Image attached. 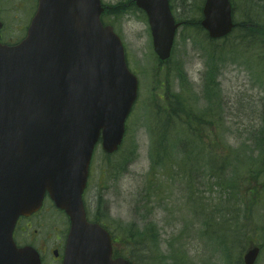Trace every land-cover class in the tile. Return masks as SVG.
<instances>
[{"label": "water", "instance_id": "water-1", "mask_svg": "<svg viewBox=\"0 0 264 264\" xmlns=\"http://www.w3.org/2000/svg\"><path fill=\"white\" fill-rule=\"evenodd\" d=\"M135 3L155 53L167 59L179 25L168 0ZM102 11L100 0H37L25 37L0 42V264H39L32 248L15 247L12 231L46 193L70 219L63 264H128L112 260L108 233L86 221L81 200L96 142L106 153L117 149L137 91ZM202 12L210 37L232 30L229 0H205ZM258 251L248 249L244 264Z\"/></svg>", "mask_w": 264, "mask_h": 264}, {"label": "rangeland", "instance_id": "rangeland-1", "mask_svg": "<svg viewBox=\"0 0 264 264\" xmlns=\"http://www.w3.org/2000/svg\"><path fill=\"white\" fill-rule=\"evenodd\" d=\"M101 1L106 5H114L124 0ZM236 1L234 17L236 21L244 22L245 18L242 19L243 14H246L247 3L243 0L242 7L241 0ZM200 2L201 0H170V5L176 19L191 20L199 17L196 5ZM34 4V0H0V17L2 22H5H3L4 38L7 42H16L24 35L34 11ZM262 19L260 15L259 26ZM104 20L111 24L120 36L125 47L128 66L135 70L140 82L138 98L126 120L124 144L110 157L116 165L119 164V169L117 168L114 173L116 181L111 183L107 180V189L101 192L104 200L109 203L110 219L123 226L132 223L140 229L145 225H154L157 246L156 242H151L149 248L138 251L137 256L133 253L131 256L136 264H147L145 256L153 255L147 253V250L156 252V255L159 251L160 256H165L161 264L173 260L178 264H223V246L221 247L219 242L222 237L230 242L229 235L232 233L230 224H219L217 218L220 213L216 212L214 223L212 222L209 227L202 224L204 216L202 217L200 210L192 209L193 206L189 205L184 197L183 185L175 176V167L172 171L157 167V171L162 170L157 179L153 176L156 170L150 171V148L153 139L150 117L153 112L152 105L161 103L158 96L163 93L161 90L163 85L159 89V82L162 83L169 77L171 89L176 92L178 85L174 69L175 66L181 65L192 86L190 94L194 95L196 103L193 107L198 109L206 106V102L201 99V88L205 81L208 59L195 43L199 37L204 41L203 34L196 27H180L176 33L171 63L164 64L158 69L159 65L155 62L150 30L144 13L132 10L118 18L106 16ZM237 33L236 31L227 39L217 42L215 61L219 68L217 82L220 86V94L226 102V124L217 129V133L221 142L232 150L242 149L240 145L244 141H247L244 144L250 145L249 129L254 131L258 128L259 132L262 128L264 132V41L259 38L263 35L256 34V39L251 40L253 41L251 45L246 47L242 45L246 41L243 42L242 39L239 41ZM242 48H248V51L242 52ZM256 62L258 66L255 65ZM255 68L260 69L261 73L258 74ZM260 136L262 140L258 145V154L256 151L252 153L251 150H247L244 156L253 154L264 159V136L262 134ZM128 152L133 155L124 163L123 156ZM103 155L98 145L94 151L92 164L93 185H96ZM260 164V167L264 165ZM260 177L259 181L263 182ZM232 185L228 186L230 199L224 202V206L227 207L224 213L231 216L233 223H237V227L235 225L232 227L239 232L237 234L241 235L244 241L242 243L238 240L231 249L235 261L239 257L242 259L251 241L258 245L264 242V193L258 196L261 204L258 202L254 205L252 203L254 197L243 201L240 198L242 190L232 189ZM149 186L151 188L147 192ZM258 189L259 192L264 190L259 187ZM91 190L90 188V192ZM200 190L204 192L203 197L207 200L205 205L213 206L218 199V193L213 192V196H210L204 187H200ZM119 234L122 237L120 232ZM119 243L118 248L122 249L123 240ZM255 264H264V248L262 252L260 251Z\"/></svg>", "mask_w": 264, "mask_h": 264}, {"label": "trees", "instance_id": "trees-1", "mask_svg": "<svg viewBox=\"0 0 264 264\" xmlns=\"http://www.w3.org/2000/svg\"><path fill=\"white\" fill-rule=\"evenodd\" d=\"M245 1L247 3L246 9L250 4L251 7L244 16L246 22L241 23L238 27L239 32L237 36L239 37V40L242 39L243 42L246 40H249L251 42V40L254 41L256 39V34H258V27L261 28L259 33L264 37V23H262L260 26L258 25V23H256L254 15L256 12L255 8L257 7L256 0ZM259 7L264 12V2L263 4H260L258 2V8ZM200 9L201 7L198 6L197 10ZM132 10H138L135 7L134 0H124L114 5H106L102 18L106 16L118 18L127 11ZM195 25L199 26L197 19H194L193 22L188 26ZM215 52V48L207 50L208 57L210 58V64L211 62H214L216 60ZM215 70L216 67L214 65H210L208 70L209 78H212V73L215 74ZM174 76L179 80L184 81L185 79V75L181 67L179 66L176 67ZM207 92L209 94L211 92V89H208ZM172 95L174 96V101L169 104V107L161 112L158 117L157 130L155 133L156 141L154 142V152L152 155V158H154V164H158L160 166L166 165L164 166V168L172 171L173 165L171 164L173 163V161L170 156L177 153V148L180 153L190 155V158L188 159H185V157L179 159L177 165L175 166V176L178 175L179 183L183 185L186 200L189 205L191 204L193 206L192 209L201 211L200 214L202 215V217L204 216V221L202 222L203 225L209 227L212 222L214 223L215 212L220 213L219 217L217 218V222L219 224H230L232 230V233L229 235L230 242H227L225 237H222L219 242L221 244V247L223 246L222 254L225 257L224 264H242L240 257L234 261L231 249L234 247V245H236L238 240H240L239 242L242 241V243L244 241L243 239H241V235L237 234L239 232L232 227L234 225L236 226L237 223H233L234 220L231 218V216L224 213L227 208L224 206V202L226 203L229 201L230 191L228 189V186L233 184L231 186L232 189L242 190L240 192V198L243 201L249 200L251 199V197H254L252 203H254V205L258 204L259 194L264 193V190L259 192L260 190L258 189V187L260 189L264 188V165L260 167V163L264 164V159L258 156H254L253 154L247 155L248 157L244 156V146H242L243 149L232 150L230 159L225 158L226 156L222 157L220 155L222 153L218 154L214 147L211 146L206 148L205 146H198L194 143L188 144L184 148L183 145L178 143L180 140V132L176 128L177 115L179 114L177 111V102L175 97L178 96V94ZM183 107L185 109H189L187 106ZM199 122L200 117L198 123ZM168 131H171L170 137H168L169 141L167 145H163L165 138H167ZM191 131L196 134L201 131V129L197 130V128H192ZM260 134L264 136V132H261V130L258 132V128L250 133L251 144L246 147L247 150H251L252 153L256 151L258 154V145L261 144L260 141L262 140ZM159 150L161 151L159 152ZM260 150L262 149L260 148ZM259 176H261L260 178L263 179V182L259 181ZM261 185L263 186V188H261ZM200 187H204L208 195L210 196H213V192L218 193V199L217 201H215V203H213V206L207 207V205H205L207 200L203 197L204 192L200 190ZM119 228L120 232H123L122 234L124 235H126L125 233H130V228L124 231L121 226ZM147 232L148 229H145L144 231L142 230L138 234V237H145ZM134 236L137 237V234ZM138 242L139 241H137L136 244H138ZM175 264L178 263L175 262Z\"/></svg>", "mask_w": 264, "mask_h": 264}, {"label": "flooded vegetation", "instance_id": "flooded-vegetation-1", "mask_svg": "<svg viewBox=\"0 0 264 264\" xmlns=\"http://www.w3.org/2000/svg\"><path fill=\"white\" fill-rule=\"evenodd\" d=\"M103 163L104 164L100 167V178L97 181V185H93L92 169L90 165L87 185L82 195L86 215L90 220L100 218L101 221V212H105L107 214L110 213L109 204L107 207H102L101 211L97 209L99 205V182L104 181L109 174L108 167L106 166L105 162ZM90 188L92 189L91 192ZM52 205L53 204L50 203L48 210L43 215L38 212L37 214L27 218H18L13 231V239L15 244L17 246L27 244L32 245L39 253L41 264H62L65 255L69 220L67 217L64 221L54 217L52 210L54 212L55 210ZM104 225L109 227L107 224ZM108 231L111 232L109 229ZM114 254L117 255V252L114 251Z\"/></svg>", "mask_w": 264, "mask_h": 264}, {"label": "bare ground", "instance_id": "bare-ground-1", "mask_svg": "<svg viewBox=\"0 0 264 264\" xmlns=\"http://www.w3.org/2000/svg\"><path fill=\"white\" fill-rule=\"evenodd\" d=\"M237 22V24L238 25H240L241 24V22H239V21H236ZM261 30V28L260 27H258V35L260 34L259 33V31ZM183 188V187H182ZM184 193H185V191H183ZM168 264H175V262L173 263V262H170V263H168Z\"/></svg>", "mask_w": 264, "mask_h": 264}]
</instances>
